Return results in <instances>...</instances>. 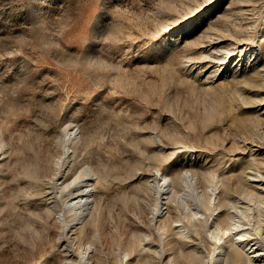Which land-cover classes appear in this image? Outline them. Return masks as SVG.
I'll use <instances>...</instances> for the list:
<instances>
[{
  "label": "rangeland",
  "instance_id": "rangeland-1",
  "mask_svg": "<svg viewBox=\"0 0 264 264\" xmlns=\"http://www.w3.org/2000/svg\"><path fill=\"white\" fill-rule=\"evenodd\" d=\"M246 248L264 264V0H0V264Z\"/></svg>",
  "mask_w": 264,
  "mask_h": 264
},
{
  "label": "bare ground",
  "instance_id": "bare-ground-1",
  "mask_svg": "<svg viewBox=\"0 0 264 264\" xmlns=\"http://www.w3.org/2000/svg\"><path fill=\"white\" fill-rule=\"evenodd\" d=\"M70 132V131H69ZM72 134L74 135V133H72V131H71V133H70V135L72 136ZM69 136V135H68ZM67 137V136H66ZM68 138V137H67ZM86 179H84V180H82V182L80 183V184H78L77 185V187L76 188H78L79 186H81L83 183H84V181H85ZM184 182H185V184L187 185V187L188 188H190V190H187L186 192H185V194H184V196L186 195L187 197H189V198H191V197H193V195H192V184H193V178L190 176V175H185V177H184ZM88 186V185H87ZM75 187V186H74ZM83 187H85L86 189H87V187L86 186H83ZM73 189V188H72ZM85 189V190H86ZM75 190V189H74ZM85 190L84 189H82L81 191H79L72 199H70V201L65 205V207H66V210H67V212L68 213H70L71 215H69V218H70V220L71 221H76V220H78L79 218H80V216H82V213L85 211V209H86V207L89 205V196L87 195V193L85 192ZM77 191V190H76ZM165 194V193H164ZM203 198V197H202ZM203 199H205V198H203ZM200 200V199H199ZM198 202H200V201H198ZM201 202H202V200H201ZM201 204V203H200ZM220 204V203H219ZM208 205H210V203L208 202V201H206V199H205V201H204V206L206 207V209L208 210L209 208H210V206H208ZM75 211H78L79 213H74ZM209 211V210H208ZM68 216V215H67ZM225 223H226V221H225ZM233 225V224H232ZM233 226H235V224L233 225ZM236 228V227H235ZM232 229V228H231ZM231 229H230V232H231ZM235 230V229H234ZM225 232V234H226V232L227 231H224ZM241 232V233H240ZM236 236L237 237V239L234 241V243L236 244H232V248L236 251L235 253H242V251H240V250H242L241 248L239 249V247H237V246H239V244L241 243L242 244V242H246V238H245V236H248V233L247 232H245V231H239L238 230V232H236L235 231V233H233V236ZM248 241V240H247ZM238 244V245H237ZM245 244V243H244ZM243 244V245H244ZM247 244V243H246ZM245 246V245H244ZM243 247V246H242ZM250 247V246H249ZM247 249V248H246ZM254 249V248H253ZM245 250V249H244ZM248 251H249V255H247L248 257H246L247 258V262H246V260H245V262H246V264H256L257 263V258H258V256L259 255H256V253H255V250H252V248H249V249H247ZM251 250V251H250ZM231 251H232V249H231ZM246 252V251H245ZM233 253V252H232ZM234 253V254H235ZM243 253H244V251H243ZM246 255V254H245ZM261 255V254H260ZM240 257V256H239ZM240 258H242V255H241V257ZM245 258V256H244V259H246ZM243 259V258H242ZM227 260V259H226ZM245 264V263H244Z\"/></svg>",
  "mask_w": 264,
  "mask_h": 264
}]
</instances>
